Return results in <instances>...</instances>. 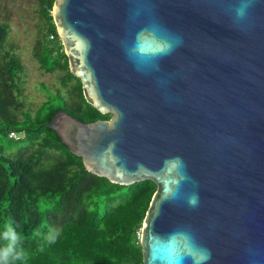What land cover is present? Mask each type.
Segmentation results:
<instances>
[{
  "label": "water",
  "instance_id": "obj_1",
  "mask_svg": "<svg viewBox=\"0 0 264 264\" xmlns=\"http://www.w3.org/2000/svg\"><path fill=\"white\" fill-rule=\"evenodd\" d=\"M52 18L110 117L45 126L88 172L156 185L142 264H264V0H54Z\"/></svg>",
  "mask_w": 264,
  "mask_h": 264
},
{
  "label": "trees",
  "instance_id": "obj_2",
  "mask_svg": "<svg viewBox=\"0 0 264 264\" xmlns=\"http://www.w3.org/2000/svg\"><path fill=\"white\" fill-rule=\"evenodd\" d=\"M38 1L44 24L33 55L43 71L62 72L63 89L41 86L46 100L34 111L26 107L25 66L8 45L9 24L0 21V253H10L5 264H142L140 232L156 185H119L88 172L45 126L60 109L84 122L110 114L85 100L69 70L54 0Z\"/></svg>",
  "mask_w": 264,
  "mask_h": 264
},
{
  "label": "rangeland",
  "instance_id": "obj_3",
  "mask_svg": "<svg viewBox=\"0 0 264 264\" xmlns=\"http://www.w3.org/2000/svg\"><path fill=\"white\" fill-rule=\"evenodd\" d=\"M0 21L10 26L8 45L13 49L25 66L24 92L22 100L32 111L46 100L47 90L63 89L59 78L60 71H43L33 55L37 38L41 35L44 20L40 16L38 0H0ZM5 138V137H2Z\"/></svg>",
  "mask_w": 264,
  "mask_h": 264
},
{
  "label": "clouds",
  "instance_id": "obj_4",
  "mask_svg": "<svg viewBox=\"0 0 264 264\" xmlns=\"http://www.w3.org/2000/svg\"><path fill=\"white\" fill-rule=\"evenodd\" d=\"M245 8H246V5L241 4V6L238 8V16L243 17ZM166 47L168 48V50H170V46H166ZM50 242H54V238L52 240H50ZM9 254L10 253H8V252L0 253V264H5L7 256Z\"/></svg>",
  "mask_w": 264,
  "mask_h": 264
},
{
  "label": "built area",
  "instance_id": "obj_5",
  "mask_svg": "<svg viewBox=\"0 0 264 264\" xmlns=\"http://www.w3.org/2000/svg\"><path fill=\"white\" fill-rule=\"evenodd\" d=\"M10 136H12V137H14L16 139L19 137L15 132H10Z\"/></svg>",
  "mask_w": 264,
  "mask_h": 264
}]
</instances>
